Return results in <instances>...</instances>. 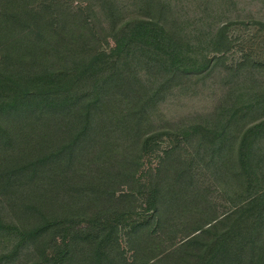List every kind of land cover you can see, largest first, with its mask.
<instances>
[{"label": "trees", "instance_id": "1", "mask_svg": "<svg viewBox=\"0 0 264 264\" xmlns=\"http://www.w3.org/2000/svg\"><path fill=\"white\" fill-rule=\"evenodd\" d=\"M75 1L0 0V195L17 197L20 207V223L0 218V234L17 237L0 264H14L29 248L31 264H113L123 241L135 256L143 253L138 264H264V119L237 147L218 140L232 121L264 112V94L236 107L225 132L199 126L233 171V208L207 224L184 225L181 240L148 254L171 222L160 211L159 183L140 191L145 214L126 204L130 193L114 200L126 184L117 178L134 177L147 157L176 152L178 144H164L171 131L151 125L155 109L187 78L209 74L216 54L232 49L227 29L235 21L222 22L208 57V48L190 37L176 0H133V10L98 0L102 18ZM114 145L136 156L108 162L103 156ZM186 169L177 175L180 186L189 179ZM190 184L183 182L182 203L171 200L181 210L179 227L201 195ZM103 200L110 202L98 214L102 221L79 228ZM81 243L92 248L77 251Z\"/></svg>", "mask_w": 264, "mask_h": 264}, {"label": "rangeland", "instance_id": "2", "mask_svg": "<svg viewBox=\"0 0 264 264\" xmlns=\"http://www.w3.org/2000/svg\"><path fill=\"white\" fill-rule=\"evenodd\" d=\"M209 1L207 3V0H176L175 3L180 8V13L187 17L185 28L190 37L196 43H201L203 47L208 48V51H205L208 57L214 55L209 51V45L215 38L219 26L223 21H235L227 29L229 31L227 35L232 41V49L225 54H216L214 61L217 60V62L209 74L187 78L182 85L173 88L155 109L151 125L171 131L172 137L167 138L164 144H178L176 152L169 155L172 161H168L170 157L168 158L165 153L155 154L143 160V166L134 177L122 176L123 178L116 179L117 182L126 184H119L114 200L120 202L123 199L120 201L118 199L122 197V193H130L131 196L125 199L126 204L132 202L137 207V213L144 214L146 213L144 210L146 196L140 191L144 190L148 193L156 182L159 183L160 211L165 210V216L171 222L170 228L162 234L161 239L156 240L153 248L146 252L148 254L157 251V248L169 245L173 240H181L183 233L180 229L184 225L189 227L196 221L207 224L212 216L223 214L234 207L232 200L228 199L229 196H235L237 192V184L231 177L233 171L224 165L223 159L210 150L209 144L203 140L199 126L215 129L217 133L225 132L224 127L228 119H231V113L236 107L243 103H257L260 97L256 95L264 94V0ZM77 2L79 5H89L90 11L97 13V18H102L103 11L100 10L98 0H76L75 4ZM117 2L122 8L127 6L128 9H134L133 0H117ZM140 75L148 79L146 70H140ZM225 108L230 110L221 114ZM263 115L264 112L260 109L257 113L242 118L240 123L231 120L229 130L225 136H219L218 140L229 139L231 144L237 147L244 132L264 119ZM260 139H264V135ZM113 149V152L103 156L108 162L113 161L114 158L120 160L136 156L132 152L125 153L119 149L123 152L120 153L115 145ZM231 157L236 158V154L231 153ZM124 167L126 168V165ZM182 169H186L189 179H184L180 186L181 180H178L177 175ZM236 169L237 167L234 166L233 170ZM82 174H86V171ZM189 180L190 186L199 188L201 195L191 206L192 211L185 215L180 228L177 224L180 221L177 220L176 215L181 210L175 208L179 205L173 207L171 200H180V202L184 200L182 196L187 190L183 182L188 184ZM174 187L177 188L174 189ZM131 189L137 193L133 195L134 192H131ZM164 200L170 203L164 204ZM108 202L110 201L97 202L95 208L87 212L90 215L89 219L82 222L79 228L87 227L89 223L102 221L98 218V214L106 208L105 204ZM19 213L17 197L0 195V218L20 223L17 217ZM134 217L139 215L136 214ZM174 217L176 220H173ZM16 239V236L0 234V253L10 251ZM125 239L129 241L128 236ZM78 248L77 251H81L91 249L92 246L81 243ZM122 249H120L121 253H115L116 259L113 264L139 263L138 257H141L143 253L138 257L135 256L134 252L128 249V242L125 241L122 243ZM33 252V248L25 250L14 264H31L36 259Z\"/></svg>", "mask_w": 264, "mask_h": 264}]
</instances>
